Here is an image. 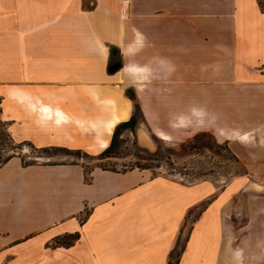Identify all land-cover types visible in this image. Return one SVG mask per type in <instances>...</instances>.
I'll return each mask as SVG.
<instances>
[{
  "label": "crops",
  "instance_id": "obj_1",
  "mask_svg": "<svg viewBox=\"0 0 264 264\" xmlns=\"http://www.w3.org/2000/svg\"><path fill=\"white\" fill-rule=\"evenodd\" d=\"M263 3L0 0V120L38 146L77 145L80 130L90 147L137 102L139 144L222 121L218 134L245 133L237 140L249 146L260 128L263 155L249 170L264 171ZM260 181L247 172L224 185L185 182L138 166L85 172L0 147V264H264ZM240 189L248 204L236 224Z\"/></svg>",
  "mask_w": 264,
  "mask_h": 264
},
{
  "label": "rangeland",
  "instance_id": "obj_2",
  "mask_svg": "<svg viewBox=\"0 0 264 264\" xmlns=\"http://www.w3.org/2000/svg\"><path fill=\"white\" fill-rule=\"evenodd\" d=\"M127 90L131 96H134L132 89ZM138 116L137 121L142 116L141 109L138 112ZM220 122L222 121L207 124L209 125H206L207 128H201V126L190 128L182 136L172 137L171 139H168L167 136H164L165 139H163L154 132H150L149 135L154 141V147L149 149H158V154L161 156L158 160H144L138 157V153L142 154L144 152L138 148L136 135L128 128L122 129L119 134L120 144L117 154L102 159L98 158V153L107 144L103 146L102 142L98 140L100 145L95 144L86 147L85 143L91 142L92 138L80 130H77L76 133L77 145L49 144L38 146L30 139H15L2 120H0V147L20 155L26 162H81L84 165L85 172H88L89 168L95 164L102 163L107 166L122 168L124 167V163L131 164L135 160L140 159V162H146L150 165L149 168L153 173L163 172L185 182L211 179L218 185H224L230 178L247 172H249L250 178L261 182L260 180L264 179V171L249 170V162L255 160V157L260 159L263 155L261 149L258 147L262 143L261 129L253 128L252 134L254 137L249 142V146H246V144L241 145L238 141L245 137V133L240 134L239 138L236 139L226 138L218 134L215 130V124ZM201 132H205L206 134L197 141V146L192 147L190 146L191 144L189 146L185 145L190 142V139L195 134ZM100 133H103V131ZM111 134L112 132L107 134L108 140H110ZM137 143L139 142L137 141ZM256 187L263 188V186L258 184H256ZM247 194H249L248 189H240L236 192L235 198L237 202L232 207V220L236 224H241L246 220L244 216L240 215V213L236 214L234 211L239 212L247 208Z\"/></svg>",
  "mask_w": 264,
  "mask_h": 264
},
{
  "label": "trees",
  "instance_id": "obj_3",
  "mask_svg": "<svg viewBox=\"0 0 264 264\" xmlns=\"http://www.w3.org/2000/svg\"><path fill=\"white\" fill-rule=\"evenodd\" d=\"M264 4V3H263ZM127 93L130 95V92L127 90ZM131 96V95H130ZM138 112H140V107L139 104L137 102H135L134 104V111L132 112V114L130 115L129 118L125 119V120H121L118 123H116L113 131H112V135H111V139L109 140L108 144L98 153V158H106V157H110L113 155H116L118 152V146L120 144V139H119V134L121 132L122 129H126L128 128L133 134H135V126H136V122L138 117ZM205 132H201L199 134H195L191 139L190 142L186 143V146H192L195 147L198 144V140L201 139V137L203 135H205ZM136 141V139H135ZM136 144L138 146V148L143 151L144 153H138V157L144 160H158L161 158V156L158 154V149H154L151 150L146 146L140 145L139 143ZM139 160H135L133 163H124V167L122 168H116L115 166H107L104 165L102 163L98 164L104 168H111V169H126V168H130V167H134V166H138V167H149L150 165L147 164L146 162H140ZM58 241V240H57ZM168 264H172L170 261Z\"/></svg>",
  "mask_w": 264,
  "mask_h": 264
},
{
  "label": "bare ground",
  "instance_id": "obj_4",
  "mask_svg": "<svg viewBox=\"0 0 264 264\" xmlns=\"http://www.w3.org/2000/svg\"><path fill=\"white\" fill-rule=\"evenodd\" d=\"M128 111V110H127ZM126 112V111H125ZM125 112H120V114H125ZM127 113V112H126ZM128 115V114H127ZM119 118V115L114 116V119L110 121V123L107 125V128L104 130L103 133H101L100 135V139L102 141V145L105 146L106 144H108L109 140L107 137V134L111 133L113 131V127L116 123V120ZM122 118V117H121ZM115 130V129H114ZM112 135V134H111ZM111 139V138H110Z\"/></svg>",
  "mask_w": 264,
  "mask_h": 264
},
{
  "label": "water",
  "instance_id": "obj_5",
  "mask_svg": "<svg viewBox=\"0 0 264 264\" xmlns=\"http://www.w3.org/2000/svg\"><path fill=\"white\" fill-rule=\"evenodd\" d=\"M120 65H121V62H120V61H115V62H113V63H111V64L109 65V69H110L111 71H114V70H116Z\"/></svg>",
  "mask_w": 264,
  "mask_h": 264
},
{
  "label": "clouds",
  "instance_id": "obj_6",
  "mask_svg": "<svg viewBox=\"0 0 264 264\" xmlns=\"http://www.w3.org/2000/svg\"><path fill=\"white\" fill-rule=\"evenodd\" d=\"M138 69H136L134 66H125V71H137Z\"/></svg>",
  "mask_w": 264,
  "mask_h": 264
}]
</instances>
